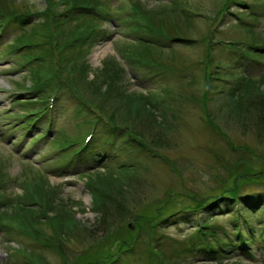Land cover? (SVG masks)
<instances>
[{"label": "rangeland", "instance_id": "374dc122", "mask_svg": "<svg viewBox=\"0 0 264 264\" xmlns=\"http://www.w3.org/2000/svg\"><path fill=\"white\" fill-rule=\"evenodd\" d=\"M22 1L17 0L18 3ZM140 1L143 3L141 9L144 12L148 10L147 13L151 14L149 20L162 25L167 33L163 38L153 34L150 24L138 33L144 40L155 39L156 44L160 46L153 52L142 47L134 51L147 56L146 60L137 57L149 62H140L146 65H136L135 61L131 65L118 56L117 50L127 39L124 26L118 29L113 23H99L103 29L107 28V38L100 37L98 44L88 49L85 40L91 38L82 37L84 33H81V30L77 32L76 26L88 25L91 16L69 15V19L67 17L64 23L60 24L64 17L63 14L60 15V8L57 9L53 5L50 7L49 3L44 4L43 0H27L30 9H33L29 13L34 12L27 16L44 14V17L37 16V20L33 19L34 24L26 22L24 25H9L2 39L0 50L7 49L11 41L15 42L21 33L27 30L36 32L39 41L44 39L46 32H51V41L47 40L35 50L47 53V58H53L57 67L51 69L55 66L53 62L46 64L44 60L42 72L46 71L41 81L48 80L49 76L55 77L61 80V90L57 97L58 102L56 101L53 124L50 125V120L45 118L42 121L43 128L36 129L41 132L33 133L28 138L29 128L25 130L18 129L20 126L9 127L8 123L17 120V116L13 114L16 111L22 113L27 112L29 108L37 109L46 103V99L39 103H24L23 108L19 105L13 107V96L31 100L35 98V94H27L28 87L34 82L31 80L30 71L22 65L20 56L0 57V167L6 172L4 174H7L0 183V207L4 210L6 205L11 204L15 207L20 204L31 205L37 201L35 188L39 183L48 191L54 190L58 197L66 201L70 210L68 213H71L67 217L68 221L57 228L60 238L64 241L63 250L68 255V264L84 261L85 253L96 250L94 242L101 241L107 234L104 232V217L108 213L110 197H116L124 206L123 209L130 202L132 213H141L145 207V211L151 214L157 204L163 205L158 211L163 212L170 208L175 211L185 209L186 204L194 206L198 202L195 198L202 201L206 196L221 193L232 185L234 176L248 167L254 166L256 170L264 168V119L257 118L260 112L264 116V111L259 109L264 103V77H261L264 73V45L261 43L264 41V0H248L257 2V12L251 14L247 5H232V8L236 7V16L227 12L214 15L222 8L224 0H183V6L166 5L167 11L160 9L161 5L158 4H166L170 0ZM111 2L112 8L117 1ZM122 4L125 9L130 6L134 8L130 0H123ZM112 12L114 18L122 15L121 12ZM185 14H190L194 19L185 20ZM251 25L258 29L260 38L254 35ZM51 27L55 31L50 30ZM62 28L65 32L68 30L66 35L69 38L64 40L65 43H62L58 35ZM184 30H190L189 34H186L190 36L188 42L174 37L183 34ZM209 32H213V39H216L212 47L206 38ZM74 37L77 38L76 45L72 44ZM65 47L75 48L72 53H75L76 49L82 51V56L90 68L87 79L78 76V72L72 67L73 63L59 59V51L62 53ZM205 50L223 60V70L226 72L217 73L211 79L208 86L210 97L206 96L208 101L204 100V89L208 83L203 71L205 66L199 63L204 61ZM23 51L24 49L20 53ZM108 58H114L109 62L112 65L116 63L119 73L115 81L107 86L111 91L105 92L92 88L93 84L89 81L94 77L96 69L105 67L104 62ZM83 60L80 59L78 63ZM187 63L191 65L187 66ZM124 69L127 74L123 72ZM135 71L138 74L136 78ZM185 72L189 75L188 78L183 75ZM133 91L137 92L136 97L128 99V93ZM141 92H144V97L139 95ZM243 95L247 96L245 101L248 105L253 102L260 103L253 109L255 119L260 122V128L252 131L247 129L244 123L246 118L240 115L241 109L233 106ZM148 97L160 106L156 113L150 108ZM204 102H209V114L214 120L213 124L208 123ZM153 113L157 115V121ZM241 114L248 113L246 111ZM94 125L96 134L91 150L83 153L80 158H74L72 164L69 159L82 144L72 148L70 142L83 141ZM167 138L170 140L169 145L161 142ZM130 139L144 148L132 145ZM228 139L233 146L229 144ZM240 159H243V165L238 167L236 162ZM92 162L95 164H87ZM82 172L84 174H81ZM238 181L243 191H264V183L258 185L252 181ZM170 194L173 196L169 198ZM105 195L108 196L105 198ZM168 199L170 201L167 205L164 202ZM218 199V205L214 207L198 211L190 207L189 220H184L186 223H171L163 228V232L183 241L185 236L195 232L193 228L199 217L214 218L217 223L227 224L235 212L234 207H230L226 198ZM13 200L15 202H12ZM147 207H151L150 210ZM262 211L260 206L255 209L252 220L255 221L254 218ZM222 212L224 213L221 214ZM178 213L183 215L182 210ZM112 219L113 216L109 221ZM114 221L119 228L123 227L122 230L132 228L134 223L131 217L120 220L121 222L118 219ZM43 226L47 232L52 231V225L50 227L44 223ZM8 229L0 225V264H27L25 262L31 260L34 262L31 264H65V259L63 261L59 251L45 248L42 242L25 235L16 226L12 230ZM8 234L23 245L16 247H25L23 252L17 253L18 250H14V241L7 237ZM164 243L168 256L172 255L174 259H181L183 262L186 259L189 262H201L196 259L208 257L202 251L194 253L193 250L190 253L177 251L180 254L178 257L174 251L176 245L171 240ZM137 247V251L122 264H149L147 248L144 245ZM205 247L209 250V245ZM156 251L153 249V252ZM255 252L259 255L256 260H235L237 255H232L224 256L220 262L264 264L260 251L257 249Z\"/></svg>", "mask_w": 264, "mask_h": 264}, {"label": "trees", "instance_id": "16d2710c", "mask_svg": "<svg viewBox=\"0 0 264 264\" xmlns=\"http://www.w3.org/2000/svg\"><path fill=\"white\" fill-rule=\"evenodd\" d=\"M48 1L50 7L53 5L57 9L60 8V15L63 14L64 16L60 24H63L65 19L69 15L72 16V15L88 14V16H91L92 19L91 22L89 21L90 23H88V25L85 26L78 24L76 26L77 32L81 30L82 31L81 33H84L82 37H84L85 39H87L88 37L91 38L90 40H85L88 49L92 48L96 44V42L100 40V37L103 38L107 37L106 30L103 29V27H100L99 23H103L102 21L106 18V16L110 15L109 12L112 11V8L110 6L111 1L108 2L107 0H48ZM130 1H132L133 3L132 5L134 6V8L132 6L126 8L125 11H123L124 14L121 15V18L126 17L124 26H125V31L127 33V35L125 36L128 40L126 39V41L122 43V46L118 50V52L120 53V55L125 57L129 62V64L131 65L133 64V61H135L136 65L142 64L143 62L149 63L139 59L141 58L146 60L147 56L142 55V53L141 55L137 54L134 51H138V47H142L149 52H153L155 50L157 51L158 47L160 46L156 44L155 39H150L149 41L144 40L141 38V36L138 35V33H140L145 28H148L149 24L151 25L150 29L151 32H153V34H157V36L163 38V35L164 34L167 35V33H165L164 27L162 25L156 22L152 23V21L149 20L151 14L147 13L148 10L144 12L141 9V7H143V3L140 0H130ZM50 2L52 3L50 4ZM256 3L257 2L255 1L249 2L248 0H224L222 3L223 4L222 8L214 15L217 16L218 14L227 12L228 14H234L236 16L237 15L235 11L236 7L232 8V5H235L237 7L247 5L249 7L248 11H250V14L255 13L257 12ZM184 4L185 3L183 0H170L169 2H166V4L160 3L158 5H161L159 6L160 9L167 11L166 5H171V7H179L180 5L183 6ZM30 7L31 6L29 3H24V2L18 3L17 0H0V13H2V15L9 14L11 19L18 22H24L26 19H30V17L27 15L34 13V12L29 13L30 11L33 10L30 9ZM214 12H216V10ZM158 15H162V14H158ZM214 15L212 17H214ZM38 16L44 17V14ZM184 17L185 20L194 19L190 14H185ZM251 26L254 35L258 36V34L260 33L258 29H256L253 25ZM183 27L184 29H186L185 24H183ZM50 30L55 31V29L52 27ZM185 31L187 32V30H184V33ZM66 32L64 28H62L61 32L58 33L62 43H65L64 40L66 38H69V36L66 35ZM189 32L190 30H188V32L185 34L180 33L174 37L180 41L188 42L187 40L190 39L189 38L190 36L186 34H189ZM36 34H37L36 32L32 31L29 37L26 35V37L23 39L22 45L27 44L28 50H31L33 48L35 49L39 45L42 46V44L46 43L47 40H50L51 32H46L45 36L41 34V36L44 37V39H42L41 41L38 40ZM73 35H74V31H73ZM213 36H214L213 32L207 33L206 36L207 40H209L210 42L211 47L212 44L216 43L215 41L216 39H213ZM260 36L261 35H259L258 37L260 38ZM76 37H74L75 39H73L72 42V44L74 45H76V40H77ZM129 38H131V40H129ZM261 43L264 45V41L263 42L261 41ZM254 45H259V44H254ZM73 49L75 48L69 47L66 49L65 47L62 50V53H60L59 51V59L60 60L62 59L65 62L73 63L74 66L72 65V67L78 72V76L81 75L82 76L81 78L86 77L87 79L88 78L87 74L90 70L89 63L82 56V51L76 49V52L72 53L71 51H73ZM204 53H205L204 55H206L204 61H201L199 63L200 65L205 66L203 71L206 76V79L208 80V83H206V87L204 89L205 92L204 100L208 101L209 99H207L206 96L210 97L208 93V86H210L209 83L211 79L215 77V74L217 73L224 74L226 72L225 70H223L224 62L222 59H217L216 57H214V55L209 50H205ZM40 54H43V56H45L44 60L46 63L53 62V66L55 65L54 64L55 61L53 58L51 57H50L51 59L47 58V53L41 52ZM27 57L30 59L33 58L34 56L31 57V55H28ZM38 57L42 58V55H38ZM80 59H84V60L83 62L78 63ZM111 60H114V58L106 59L104 62L105 67L102 69L99 68L98 70L97 69L95 70L94 77L89 81V83L93 84V86H91L92 88L101 89L105 92L111 91V89L107 88V86H109L113 81H115V78L118 77V73H119L118 69L116 68V63L114 62V64L112 65V63L109 62ZM142 65H146V64H142ZM186 65L190 66L191 64L187 63ZM54 68H57L56 65L51 69ZM124 70L125 71L123 72L127 74L126 69ZM45 71L46 70H44L43 72L42 70L36 71L34 76L32 77V80L35 86L37 87V90L35 91H37L38 93H44L47 90L52 91L54 89H57L56 86H52L54 79H56L55 77L49 76L47 77L48 80L41 81ZM183 75L186 78L189 77V75L186 74V72ZM169 93L170 91H168V94ZM136 94H137L136 91L128 93L127 98L129 97L133 99L134 97H136ZM139 95L144 97L145 94L144 92L143 93L141 92ZM232 96H234V94ZM245 99H247V96L243 95L240 101L238 100L237 102H235L233 106H236L239 109H241L240 115L246 118V121L244 122L245 127L252 131L256 128H260V122L255 119L256 116L254 115L253 112L254 111L253 109L257 108V106L260 103L253 102L252 104L250 103L248 105ZM262 101L264 102V99ZM147 102L150 108L153 111H155V113L157 110L160 109V106H158V104H154V102L156 101H153L149 97L147 98ZM203 105L204 108H206L207 110L208 123L213 124L214 120L211 114H209L211 109L209 108L210 107L209 102L208 103L204 102ZM259 109L264 111V103L263 105H260ZM246 111L248 114H241ZM155 113H153L152 115L156 116L155 119L157 121L158 117L157 115H155ZM257 115H258L257 118L259 120L264 119V116H262L261 112ZM111 122L116 124L113 120H111ZM218 131L222 133V131L220 130ZM222 135L226 136L224 133H222ZM162 141L166 142L167 145L170 144V140H168V138L161 140V142ZM228 142L230 145L233 146L230 139H228ZM236 163L238 167L241 166V164L243 165V159L237 160ZM4 173L6 172L3 171L2 167H0V183L1 180H4L5 176L7 175ZM261 173L264 174V168L260 170H256L254 169V166L248 167L245 169L244 172H241L236 176H234L231 182L232 185L223 189L221 193H218L213 196H206L205 198H202L203 199L202 201H200L201 200L200 198H195L198 202L194 206L186 204L185 207L187 209H189L190 207L191 208L194 207L195 209L192 210L198 211L201 210L202 208L206 209L208 207H214V205H218L219 202L218 197L221 198L224 197L227 199L226 201H229L230 206L233 205L235 211L232 218L230 219L232 221L228 222L230 224L217 223L218 221L215 220L214 218H201V220H199L198 224L195 226L196 227L195 232L188 238L187 241H190V243H192L195 240L204 241L206 239V241L211 242L210 245H212L211 249L213 252L218 251V249L219 252L221 251L225 252L224 247L228 245L230 246V253L233 251L232 249H234L235 251L237 250V251H242L243 253L246 254H252L255 243L257 244L258 247L257 249L264 251V191L262 190L256 191L255 189L248 190L247 192L243 191L240 188V183L238 181V180H245V181L255 182L258 185L263 184L264 175L262 176ZM258 176H260V178ZM1 186L2 185L0 184V189ZM35 191L37 192L36 195L38 196L35 199H37L38 202L35 201L31 205L20 204L17 207L13 206L12 204L8 206L6 205L4 210H2L0 207V225L12 227V228H14L15 226L18 227V229H20L25 235L31 236L38 242H42L45 248H53L59 251L60 255L63 257V261L65 259V264H68V259H69L68 255L63 250L64 241H62V238H60L61 236L58 232L59 229L58 226L62 225L63 222L68 221L69 218L67 217L71 215V213H68V211H70L68 204H66V201L62 197H58V195L54 192V190L48 191L46 187L42 185V183H39L36 186ZM94 191H96V189ZM48 194H51V196H48ZM106 196L108 195H105L104 197L106 198ZM171 196L173 195L170 194L169 198ZM104 197L103 200H105ZM109 199L111 201L108 200V202H110L109 206H107L108 213H106L104 217L106 218L104 232L106 231L107 234H105L104 238H101V241L94 242L96 246L95 251H93L92 253L89 252L85 253L84 255L85 260L82 262H77L75 264H122V262H126L127 257H129L131 254H134L137 251L138 248L137 246L139 245H144L147 248L148 251L147 263L149 264H197L186 261L183 262V260L181 259H174L172 255L168 256V254L166 253L164 247L165 245L164 241L167 240H165L164 233L161 231V229L167 227L171 223V221H178L177 220L178 211H171V208L170 210H166L163 212L158 211L160 208L162 209L163 205H158L157 203H153V204H157V207L152 211L151 214H148L145 211L146 210L145 207H143L141 213L140 212L132 213L133 210L130 208V202L126 205V208L123 209L124 206L119 203L116 197H110ZM169 201L170 200L168 199L164 203L168 205ZM12 202H15V200H13ZM259 206L263 209V211L258 216H256L258 217V219H260V221H258V223H255L250 219H253L252 215L255 213V209H257ZM150 208L151 207H147V209L149 210ZM50 213H52L53 215H51ZM223 213L224 212H222L221 214ZM112 216H113L112 221H109L112 218ZM65 217L66 219H62ZM130 217L134 219V223H133V227L127 228V230H122L121 228L123 227L119 228L117 222L114 221L115 219H118L119 221L120 220L123 221L125 218L128 219ZM44 223H46L48 226L52 225V227L50 226L52 228L51 232L46 231L45 227L43 226ZM134 228L135 230H133ZM213 241H216V244H214L215 246L213 245ZM237 243H239L238 245L243 244L242 249L236 248ZM246 244H249V246H246ZM184 245H186V243H184ZM24 248L25 247L18 248L15 246L14 250H18V252L17 251L16 252L20 253L23 252ZM153 249H156L157 251L153 252ZM31 262L34 263L33 260L25 263L31 264ZM200 264H223V263L203 262Z\"/></svg>", "mask_w": 264, "mask_h": 264}]
</instances>
